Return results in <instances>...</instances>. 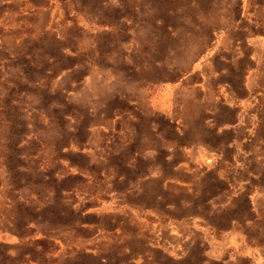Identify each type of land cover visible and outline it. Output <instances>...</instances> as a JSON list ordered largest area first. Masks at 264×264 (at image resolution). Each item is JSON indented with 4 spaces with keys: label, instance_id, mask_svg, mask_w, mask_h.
<instances>
[{
    "label": "rangeland",
    "instance_id": "1",
    "mask_svg": "<svg viewBox=\"0 0 264 264\" xmlns=\"http://www.w3.org/2000/svg\"><path fill=\"white\" fill-rule=\"evenodd\" d=\"M0 264H264V0H0Z\"/></svg>",
    "mask_w": 264,
    "mask_h": 264
}]
</instances>
